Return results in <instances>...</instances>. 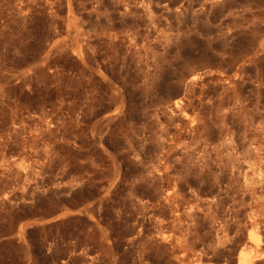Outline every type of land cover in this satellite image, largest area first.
I'll return each instance as SVG.
<instances>
[{
    "label": "rangeland",
    "instance_id": "obj_1",
    "mask_svg": "<svg viewBox=\"0 0 264 264\" xmlns=\"http://www.w3.org/2000/svg\"><path fill=\"white\" fill-rule=\"evenodd\" d=\"M243 254L264 264V0H0V264Z\"/></svg>",
    "mask_w": 264,
    "mask_h": 264
},
{
    "label": "bare ground",
    "instance_id": "obj_2",
    "mask_svg": "<svg viewBox=\"0 0 264 264\" xmlns=\"http://www.w3.org/2000/svg\"><path fill=\"white\" fill-rule=\"evenodd\" d=\"M183 104V100H177L175 102V107L180 109L182 107ZM184 106V105H183ZM182 109V108H181ZM262 172V171H261ZM263 181V180H260ZM262 184V183H261ZM263 185V184H262ZM263 188V187H262ZM257 257V256H256ZM254 263V259H252L250 256L248 255H240L238 260H237V264H253Z\"/></svg>",
    "mask_w": 264,
    "mask_h": 264
}]
</instances>
